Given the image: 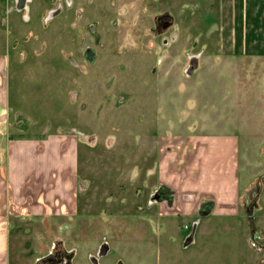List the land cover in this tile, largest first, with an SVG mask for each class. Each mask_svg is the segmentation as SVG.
Instances as JSON below:
<instances>
[{"label": "rangeland", "instance_id": "1", "mask_svg": "<svg viewBox=\"0 0 264 264\" xmlns=\"http://www.w3.org/2000/svg\"><path fill=\"white\" fill-rule=\"evenodd\" d=\"M243 1L0 3L10 139L64 135L77 161L76 209L8 218L9 264H264V27ZM200 132L239 139L238 218L161 215L157 141Z\"/></svg>", "mask_w": 264, "mask_h": 264}, {"label": "crops", "instance_id": "2", "mask_svg": "<svg viewBox=\"0 0 264 264\" xmlns=\"http://www.w3.org/2000/svg\"><path fill=\"white\" fill-rule=\"evenodd\" d=\"M257 1L252 0V3ZM3 2L9 0H0ZM249 3L244 0L242 4L243 23L257 25L261 21L264 27L261 6L250 11ZM261 34H253L255 37L251 38L259 39ZM263 52L264 49L260 50L256 56L264 57ZM8 66L7 53L0 52V264H9V217L38 215L41 210L50 208L43 204L44 200L51 201L52 206L58 205L59 209L65 204L76 209L77 205L76 191L73 193L77 161L72 138L50 134L38 139H10L14 127L9 123ZM238 150L239 139L234 133L200 132L160 137L156 179L161 215L195 221L199 225L202 220L238 218L241 196ZM239 228L221 225L215 230L230 233Z\"/></svg>", "mask_w": 264, "mask_h": 264}, {"label": "water", "instance_id": "3", "mask_svg": "<svg viewBox=\"0 0 264 264\" xmlns=\"http://www.w3.org/2000/svg\"><path fill=\"white\" fill-rule=\"evenodd\" d=\"M246 216H248V217L250 218V213H249V212H247V213H246Z\"/></svg>", "mask_w": 264, "mask_h": 264}, {"label": "flooded vegetation", "instance_id": "4", "mask_svg": "<svg viewBox=\"0 0 264 264\" xmlns=\"http://www.w3.org/2000/svg\"><path fill=\"white\" fill-rule=\"evenodd\" d=\"M166 19V18H165Z\"/></svg>", "mask_w": 264, "mask_h": 264}]
</instances>
